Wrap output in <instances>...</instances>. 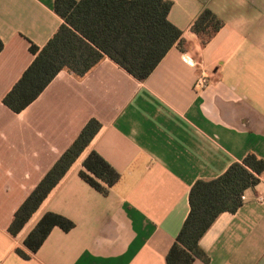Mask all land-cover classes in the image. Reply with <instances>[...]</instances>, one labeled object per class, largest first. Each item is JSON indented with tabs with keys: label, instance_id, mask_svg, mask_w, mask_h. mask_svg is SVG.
<instances>
[{
	"label": "crops",
	"instance_id": "obj_1",
	"mask_svg": "<svg viewBox=\"0 0 264 264\" xmlns=\"http://www.w3.org/2000/svg\"><path fill=\"white\" fill-rule=\"evenodd\" d=\"M181 31L137 80L108 57L77 77L60 70L20 112L3 96L62 23L53 0H0V264H166L198 179L220 175L253 152L264 159V0H171ZM204 8L223 22L209 36L191 25ZM189 61L194 63L190 64ZM207 79L194 87L197 76ZM91 118L100 129L17 236L13 214ZM119 173L102 194L79 176L90 151ZM241 206L220 213L198 244L208 261L264 264V172ZM53 227L29 259L15 252L44 212Z\"/></svg>",
	"mask_w": 264,
	"mask_h": 264
},
{
	"label": "trees",
	"instance_id": "obj_2",
	"mask_svg": "<svg viewBox=\"0 0 264 264\" xmlns=\"http://www.w3.org/2000/svg\"><path fill=\"white\" fill-rule=\"evenodd\" d=\"M171 5V0H53V10L62 23L42 47L29 43L28 51L33 59L3 96L2 103L13 112H20L60 70L82 77L104 57L137 80H144L174 43L182 42L181 31L167 18ZM222 24L210 9L204 8L193 20L191 29L209 36ZM2 48L0 39V51ZM100 126L94 118L84 124L15 210L7 227L10 235L21 232L88 147ZM82 165L80 178L104 195L119 178V173L93 150ZM263 172L264 159L248 152L220 175L196 180L189 189V209L166 255V264H191L195 259L207 262V254L198 244L200 237L220 213H234L241 206L244 190L256 185ZM73 225L61 214L44 212L23 239L24 249L16 247L15 252L29 259L53 227L68 231Z\"/></svg>",
	"mask_w": 264,
	"mask_h": 264
},
{
	"label": "built area",
	"instance_id": "obj_3",
	"mask_svg": "<svg viewBox=\"0 0 264 264\" xmlns=\"http://www.w3.org/2000/svg\"><path fill=\"white\" fill-rule=\"evenodd\" d=\"M189 63L194 65V63H192L191 61H189ZM206 81H207L206 77L204 75L200 74L195 79L194 87L202 88V87H204L206 85ZM243 199H244V196L242 194L241 195V200H243ZM257 199H258V201H263L264 200V198L261 197V196H259Z\"/></svg>",
	"mask_w": 264,
	"mask_h": 264
}]
</instances>
